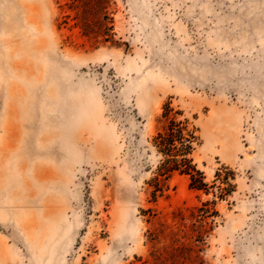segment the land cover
<instances>
[{
    "label": "rangeland",
    "instance_id": "rangeland-1",
    "mask_svg": "<svg viewBox=\"0 0 264 264\" xmlns=\"http://www.w3.org/2000/svg\"><path fill=\"white\" fill-rule=\"evenodd\" d=\"M0 264H264V0H0Z\"/></svg>",
    "mask_w": 264,
    "mask_h": 264
},
{
    "label": "trees",
    "instance_id": "trees-1",
    "mask_svg": "<svg viewBox=\"0 0 264 264\" xmlns=\"http://www.w3.org/2000/svg\"><path fill=\"white\" fill-rule=\"evenodd\" d=\"M165 110V117H167L170 110L167 107ZM165 119L167 120L165 128L152 138V147L158 157V164L155 175L149 182L153 188L151 196L155 199L157 194L162 195L168 181L174 175L186 177L190 189L208 192L204 175L192 157L198 144L195 130L188 128L187 120ZM222 196L221 191L219 197Z\"/></svg>",
    "mask_w": 264,
    "mask_h": 264
}]
</instances>
